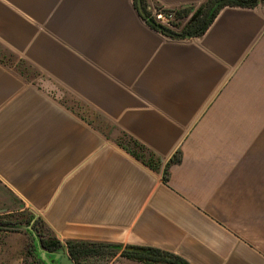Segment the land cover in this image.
Returning a JSON list of instances; mask_svg holds the SVG:
<instances>
[{
	"label": "crops",
	"instance_id": "1",
	"mask_svg": "<svg viewBox=\"0 0 264 264\" xmlns=\"http://www.w3.org/2000/svg\"><path fill=\"white\" fill-rule=\"evenodd\" d=\"M188 35L135 0H0V184L57 239L264 264V2Z\"/></svg>",
	"mask_w": 264,
	"mask_h": 264
},
{
	"label": "rangeland",
	"instance_id": "2",
	"mask_svg": "<svg viewBox=\"0 0 264 264\" xmlns=\"http://www.w3.org/2000/svg\"><path fill=\"white\" fill-rule=\"evenodd\" d=\"M189 18L190 14L179 17L176 22L180 33L185 34L183 28ZM32 214L28 208L20 209L19 201L0 184V264H59L66 255L69 256L66 246L54 252L38 250L36 238L55 236L42 220L39 222L32 219ZM29 226L34 229L35 236ZM96 249L100 252L83 256L79 260L70 258L71 264H146L122 256V250L109 245H99Z\"/></svg>",
	"mask_w": 264,
	"mask_h": 264
},
{
	"label": "trees",
	"instance_id": "3",
	"mask_svg": "<svg viewBox=\"0 0 264 264\" xmlns=\"http://www.w3.org/2000/svg\"><path fill=\"white\" fill-rule=\"evenodd\" d=\"M141 1L144 10H146L145 0ZM260 2H264V0H206L205 3L202 4L190 16L189 20L186 22L183 28V31L185 34L201 35L206 31V29L213 21L215 16L218 14L220 9L223 8L225 5L253 7L259 4ZM135 3L138 8V0H135ZM190 11V8H183L178 10V17H186L189 15ZM149 21L153 26H156L165 32L173 33V31H168L164 28H161L153 20L149 19ZM148 163L150 165H154L153 160H148ZM32 215V219L37 220L39 222L41 221L39 217L34 214ZM28 228L35 236L34 229L30 226ZM36 243L38 244V250L44 252H54L57 251L59 248L66 246L69 256L73 260H79L83 256L100 252L96 249V246L109 245L117 250H122V256L137 261L145 262L146 264H190L186 259L179 255L151 246H123L121 244L89 242L80 240H67L65 242H62L56 237L43 239L36 238Z\"/></svg>",
	"mask_w": 264,
	"mask_h": 264
},
{
	"label": "built area",
	"instance_id": "4",
	"mask_svg": "<svg viewBox=\"0 0 264 264\" xmlns=\"http://www.w3.org/2000/svg\"><path fill=\"white\" fill-rule=\"evenodd\" d=\"M146 17L153 20L161 28L168 31L179 30L176 26L178 21V11L176 9L158 6L153 2L146 3Z\"/></svg>",
	"mask_w": 264,
	"mask_h": 264
},
{
	"label": "water",
	"instance_id": "5",
	"mask_svg": "<svg viewBox=\"0 0 264 264\" xmlns=\"http://www.w3.org/2000/svg\"><path fill=\"white\" fill-rule=\"evenodd\" d=\"M138 9L142 15L146 16V12L143 8V4H142L141 0H138ZM188 36H191V35H188ZM71 261L72 260L70 259V257L68 255H66L64 257V259L59 264H71Z\"/></svg>",
	"mask_w": 264,
	"mask_h": 264
}]
</instances>
